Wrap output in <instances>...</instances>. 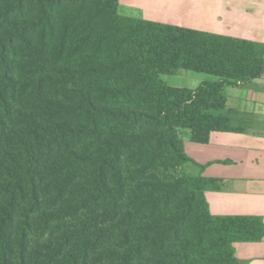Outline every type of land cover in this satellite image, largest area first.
I'll use <instances>...</instances> for the list:
<instances>
[{
    "label": "trees",
    "instance_id": "1",
    "mask_svg": "<svg viewBox=\"0 0 264 264\" xmlns=\"http://www.w3.org/2000/svg\"><path fill=\"white\" fill-rule=\"evenodd\" d=\"M120 0H0V264H247L264 218L215 216L185 138L236 127L264 44L124 17ZM215 77L195 89L163 76Z\"/></svg>",
    "mask_w": 264,
    "mask_h": 264
},
{
    "label": "crops",
    "instance_id": "2",
    "mask_svg": "<svg viewBox=\"0 0 264 264\" xmlns=\"http://www.w3.org/2000/svg\"><path fill=\"white\" fill-rule=\"evenodd\" d=\"M119 13L264 44V0H120ZM228 96L234 124L244 133H213L207 145L186 139L185 150L205 166L203 177L224 180L219 191L206 192L213 215L264 218V77L228 89ZM234 247L247 264H264V242Z\"/></svg>",
    "mask_w": 264,
    "mask_h": 264
},
{
    "label": "rangeland",
    "instance_id": "3",
    "mask_svg": "<svg viewBox=\"0 0 264 264\" xmlns=\"http://www.w3.org/2000/svg\"><path fill=\"white\" fill-rule=\"evenodd\" d=\"M162 79L166 84H168L171 87L185 88V89L186 88L187 89H195L205 81H215L216 80L215 77L204 75V74H195V73H186V74L179 75V76H163ZM186 139L190 140L189 135H186L185 140ZM194 167H196V166H194ZM191 168H192L191 165L187 167V172L190 173V175L192 174L190 172ZM199 170H200V174H198V176L199 175L202 176L203 170H201V169H199ZM192 176H193V174H192ZM224 216H226V215H224Z\"/></svg>",
    "mask_w": 264,
    "mask_h": 264
}]
</instances>
